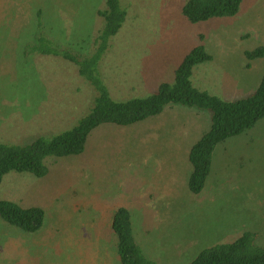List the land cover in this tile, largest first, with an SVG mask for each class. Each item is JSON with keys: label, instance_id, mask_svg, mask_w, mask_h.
Masks as SVG:
<instances>
[{"label": "rangeland", "instance_id": "374dc122", "mask_svg": "<svg viewBox=\"0 0 264 264\" xmlns=\"http://www.w3.org/2000/svg\"><path fill=\"white\" fill-rule=\"evenodd\" d=\"M105 1L0 0V142L53 137L91 111L93 84L78 65L44 51L60 44L94 51ZM123 1L127 20L100 64L115 98L154 95L199 44L213 59L195 66L198 88L229 101L254 93L264 57L246 52L264 47V0H244L237 15L198 23L182 14L186 0ZM210 116L173 104L138 123L99 126L83 154L47 157L44 177L7 173L0 198L41 206L46 218L41 230L24 232L0 217V264H120L111 229L119 206L133 210L138 241L161 264H188L246 231L264 246V118L230 139L226 153L234 156L227 162L220 151L205 188L193 194L188 154Z\"/></svg>", "mask_w": 264, "mask_h": 264}, {"label": "trees", "instance_id": "16d2710c", "mask_svg": "<svg viewBox=\"0 0 264 264\" xmlns=\"http://www.w3.org/2000/svg\"><path fill=\"white\" fill-rule=\"evenodd\" d=\"M98 10L104 25L95 40L94 51L88 55L60 44L47 47L45 53L61 55L79 67L80 74L97 90L91 111L73 128L53 137L39 136L29 144L0 142V185L11 171L28 172L44 177L49 172L46 158L83 154L92 132L103 124L131 125L161 114L167 106L181 104L210 112V126L190 147L188 159L191 171L189 190L199 194L206 186L220 151L243 135L264 118V76L251 96L229 101L207 90L198 88L192 80L196 65L211 61L213 55L206 45L199 44L182 59L174 72L172 82H162L158 91L149 97L115 98L100 73V64L111 47L128 16V6L123 0H106ZM244 0H186L182 14L192 23L212 18L232 17L241 10ZM122 32V31H121ZM250 59L264 57V47L246 52ZM231 139V140H230ZM219 144H221L219 146ZM219 146V147H218ZM225 148V149H223ZM228 162V161H227ZM237 162L233 161V164ZM220 165H225L221 162ZM213 175V174H212ZM133 210L117 207L112 214L111 229L116 236V254L120 264H161L151 258L135 234ZM0 217L24 232H37L45 224V209L38 205L24 206L11 199L0 198ZM257 234L244 232L236 240L202 249L188 264H264V246L256 243Z\"/></svg>", "mask_w": 264, "mask_h": 264}, {"label": "crops", "instance_id": "0c3cea01", "mask_svg": "<svg viewBox=\"0 0 264 264\" xmlns=\"http://www.w3.org/2000/svg\"><path fill=\"white\" fill-rule=\"evenodd\" d=\"M215 170H216V168H215ZM215 172V171H214ZM173 173V172H172Z\"/></svg>", "mask_w": 264, "mask_h": 264}]
</instances>
